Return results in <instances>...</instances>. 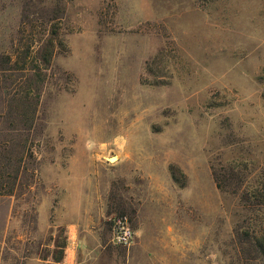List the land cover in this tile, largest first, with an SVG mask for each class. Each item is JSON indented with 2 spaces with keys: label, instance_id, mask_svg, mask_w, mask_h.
Wrapping results in <instances>:
<instances>
[{
  "label": "rangeland",
  "instance_id": "374dc122",
  "mask_svg": "<svg viewBox=\"0 0 264 264\" xmlns=\"http://www.w3.org/2000/svg\"><path fill=\"white\" fill-rule=\"evenodd\" d=\"M6 54L37 104L0 118V264H264V0H0Z\"/></svg>",
  "mask_w": 264,
  "mask_h": 264
},
{
  "label": "trees",
  "instance_id": "16d2710c",
  "mask_svg": "<svg viewBox=\"0 0 264 264\" xmlns=\"http://www.w3.org/2000/svg\"><path fill=\"white\" fill-rule=\"evenodd\" d=\"M50 56H51V44L48 42L45 46L43 55L41 57L43 64L49 63ZM3 58L6 64L8 65H6V67L4 68H0V71L1 70L11 71L13 68L10 65H15L20 60V58L16 59V56H15V60L14 59L11 60V56L7 54L4 55ZM25 58L28 59L31 58L30 47H28V50L26 49L25 51L24 59ZM22 63H25V61L23 60ZM33 68L34 67L30 69L33 70ZM10 82L11 85L6 87L4 93H2L4 96L0 97V102L2 103L3 106L1 111L2 113H0L1 114L0 118L5 119L8 130L29 129L33 123L35 108L37 104V95L35 90L36 87L34 89L33 87H30L28 82L19 81L15 79L10 80ZM1 88H3V86ZM6 163L7 165H9L7 161ZM16 171L17 169H12L13 173L10 175V177L9 175L6 176L4 174L5 178L3 177H2L3 179L1 178L0 190H2L3 186L8 185L11 180L13 181V179H15ZM0 175L2 176V174ZM253 242L264 262V223L261 226L260 234L255 237ZM60 257L61 255L58 258H56V260H59Z\"/></svg>",
  "mask_w": 264,
  "mask_h": 264
},
{
  "label": "built area",
  "instance_id": "2783aa9c",
  "mask_svg": "<svg viewBox=\"0 0 264 264\" xmlns=\"http://www.w3.org/2000/svg\"><path fill=\"white\" fill-rule=\"evenodd\" d=\"M109 232L110 241L115 245H129L134 236L126 215L112 217Z\"/></svg>",
  "mask_w": 264,
  "mask_h": 264
},
{
  "label": "crops",
  "instance_id": "0c3cea01",
  "mask_svg": "<svg viewBox=\"0 0 264 264\" xmlns=\"http://www.w3.org/2000/svg\"><path fill=\"white\" fill-rule=\"evenodd\" d=\"M91 243L97 244V240L93 239ZM78 245V240L74 238H70L69 236L67 237V244L64 248L63 253H65L64 261L68 262L70 260V253H77L76 251L80 252L84 249H86V246L81 247L83 245L82 241L79 242V248H77ZM92 246V245H91ZM83 248V249H82Z\"/></svg>",
  "mask_w": 264,
  "mask_h": 264
}]
</instances>
